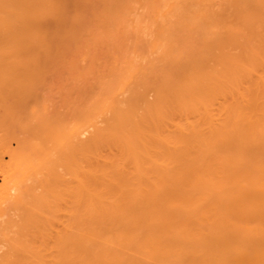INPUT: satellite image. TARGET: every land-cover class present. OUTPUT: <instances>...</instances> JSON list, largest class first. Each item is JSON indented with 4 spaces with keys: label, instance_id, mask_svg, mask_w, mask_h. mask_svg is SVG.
Returning a JSON list of instances; mask_svg holds the SVG:
<instances>
[{
    "label": "bare ground",
    "instance_id": "6f19581e",
    "mask_svg": "<svg viewBox=\"0 0 264 264\" xmlns=\"http://www.w3.org/2000/svg\"><path fill=\"white\" fill-rule=\"evenodd\" d=\"M3 122L49 134L44 264H264V0H0Z\"/></svg>",
    "mask_w": 264,
    "mask_h": 264
},
{
    "label": "rangeland",
    "instance_id": "374dc122",
    "mask_svg": "<svg viewBox=\"0 0 264 264\" xmlns=\"http://www.w3.org/2000/svg\"><path fill=\"white\" fill-rule=\"evenodd\" d=\"M48 137V131L37 122L0 123V138L6 140L4 143L5 147L15 149L21 155L20 157H22L12 160L9 155H4L0 160V169L6 168L13 161H19L28 165L24 176L19 174L16 177V179L23 181L18 182L17 186L15 184L9 191L3 190L5 189L4 178L0 172V264H10V259L7 255L9 254L7 250L8 246H6L8 241H5V237L11 233V227H9L10 221L13 222L12 226L18 224L21 226V228L19 227V230L22 229L21 231L17 230V226L14 227L20 233H17V235L24 237L22 240L20 239L21 244L23 239H25V243L27 242V244L23 242L22 248L26 246L28 249V253L23 252V249H19L20 252L18 251L17 255L19 258H16L17 262L15 264L46 263L44 261L47 260L48 255L44 247V234L45 232H48L47 234H51L52 232L50 224H52L53 219V184L52 180H50V185L45 191V185L41 181L44 168L40 165V162L44 155L49 153ZM19 141L25 143V148L19 149ZM47 190L49 201L46 204L43 202L42 197ZM20 191L24 192L23 199L15 205L8 197L14 196ZM4 224H6L5 227ZM15 228L13 231H15ZM12 233H16V231ZM23 233L27 236H23Z\"/></svg>",
    "mask_w": 264,
    "mask_h": 264
}]
</instances>
